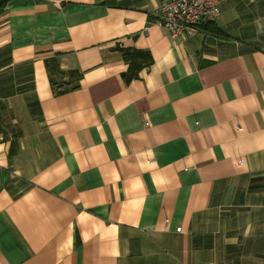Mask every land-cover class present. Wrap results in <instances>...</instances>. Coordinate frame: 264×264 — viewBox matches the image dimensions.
Returning a JSON list of instances; mask_svg holds the SVG:
<instances>
[{
	"label": "crops",
	"instance_id": "0c3cea01",
	"mask_svg": "<svg viewBox=\"0 0 264 264\" xmlns=\"http://www.w3.org/2000/svg\"><path fill=\"white\" fill-rule=\"evenodd\" d=\"M163 1L0 0V264H264V0Z\"/></svg>",
	"mask_w": 264,
	"mask_h": 264
},
{
	"label": "built area",
	"instance_id": "2783aa9c",
	"mask_svg": "<svg viewBox=\"0 0 264 264\" xmlns=\"http://www.w3.org/2000/svg\"><path fill=\"white\" fill-rule=\"evenodd\" d=\"M224 0H166L159 8L155 23L167 30L173 37L193 34L206 22H214L220 14ZM177 229V233H180Z\"/></svg>",
	"mask_w": 264,
	"mask_h": 264
},
{
	"label": "trees",
	"instance_id": "16d2710c",
	"mask_svg": "<svg viewBox=\"0 0 264 264\" xmlns=\"http://www.w3.org/2000/svg\"><path fill=\"white\" fill-rule=\"evenodd\" d=\"M127 55L128 54L126 53L125 54L126 59H127ZM46 65H47L50 76H52L53 74H60L58 64L55 60H51V61L46 62Z\"/></svg>",
	"mask_w": 264,
	"mask_h": 264
}]
</instances>
